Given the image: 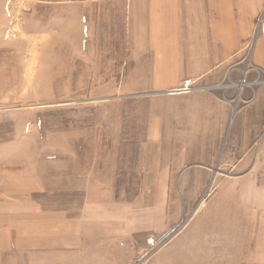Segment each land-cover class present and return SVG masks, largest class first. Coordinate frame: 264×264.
<instances>
[{
  "label": "crops",
  "instance_id": "1",
  "mask_svg": "<svg viewBox=\"0 0 264 264\" xmlns=\"http://www.w3.org/2000/svg\"><path fill=\"white\" fill-rule=\"evenodd\" d=\"M100 3L122 16L126 51L104 86L124 106H136L140 133L116 136L103 163L98 146L79 153L76 170L66 175L71 180L59 187L80 197L62 204L63 211L20 194L0 262L131 264L132 251L142 249L136 237L161 235L179 219L166 188L210 184L220 196L205 206L220 204L211 213L220 221L183 229L171 262L147 264H264V0L80 2ZM188 80L191 92L167 93ZM133 139L139 141L130 176L155 190L123 199L120 164L135 152ZM36 175L30 191L52 198L57 187L40 186Z\"/></svg>",
  "mask_w": 264,
  "mask_h": 264
},
{
  "label": "rangeland",
  "instance_id": "2",
  "mask_svg": "<svg viewBox=\"0 0 264 264\" xmlns=\"http://www.w3.org/2000/svg\"><path fill=\"white\" fill-rule=\"evenodd\" d=\"M81 1L0 0L1 247L13 235V222L19 214L13 207L21 204L20 194L38 195L36 199L45 209H62L61 205L66 206L70 198L76 201L80 197L79 192L67 197L59 186L71 180L66 175L76 170L77 158L84 148L91 153L92 147L98 146L103 163L105 154L117 147L116 136L125 131L140 133L139 123L132 118L136 106H124L104 86L112 76L110 66L118 72L125 62L122 16L108 3L84 8ZM243 65H248L247 57ZM133 141L135 152L127 158L123 156L120 164L122 180L127 184L120 189L123 199L155 190L140 187L139 177L130 176L129 170L136 169L139 140ZM72 159L74 167L69 163ZM37 172L40 186L57 187L49 192L52 198L44 197V191H30ZM166 191L168 205L180 206L179 219L161 235L143 234L136 241L134 238V243L141 238L142 249L132 251L131 264L171 262L168 260L174 256V239L183 229L220 221V215L211 214L220 210V204L205 206L212 198H219L220 187L172 185ZM171 211L174 212L167 210V215Z\"/></svg>",
  "mask_w": 264,
  "mask_h": 264
},
{
  "label": "built area",
  "instance_id": "3",
  "mask_svg": "<svg viewBox=\"0 0 264 264\" xmlns=\"http://www.w3.org/2000/svg\"><path fill=\"white\" fill-rule=\"evenodd\" d=\"M258 83H260V82H258ZM241 84L242 85L243 84L244 85H250L251 83H246L244 80H242ZM193 89L194 88L192 86V82L190 80H188V81H185L183 83V86L176 88L174 90L167 91V93L172 94V95H183V94H187V93L191 92ZM149 243H151V240L149 241Z\"/></svg>",
  "mask_w": 264,
  "mask_h": 264
},
{
  "label": "trees",
  "instance_id": "4",
  "mask_svg": "<svg viewBox=\"0 0 264 264\" xmlns=\"http://www.w3.org/2000/svg\"><path fill=\"white\" fill-rule=\"evenodd\" d=\"M134 197H135V196H134ZM134 197H133V198H134Z\"/></svg>",
  "mask_w": 264,
  "mask_h": 264
},
{
  "label": "water",
  "instance_id": "5",
  "mask_svg": "<svg viewBox=\"0 0 264 264\" xmlns=\"http://www.w3.org/2000/svg\"><path fill=\"white\" fill-rule=\"evenodd\" d=\"M174 232V231H173Z\"/></svg>",
  "mask_w": 264,
  "mask_h": 264
}]
</instances>
